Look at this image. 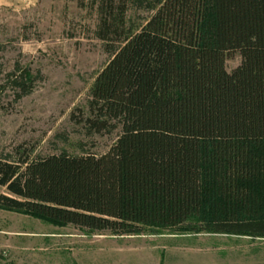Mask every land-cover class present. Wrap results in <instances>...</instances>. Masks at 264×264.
I'll return each mask as SVG.
<instances>
[{
	"label": "trees",
	"instance_id": "1",
	"mask_svg": "<svg viewBox=\"0 0 264 264\" xmlns=\"http://www.w3.org/2000/svg\"><path fill=\"white\" fill-rule=\"evenodd\" d=\"M96 36L109 59L81 123L114 142L3 155L0 208L118 236L264 237V0H100ZM7 81L16 99L30 92L24 70Z\"/></svg>",
	"mask_w": 264,
	"mask_h": 264
},
{
	"label": "rangeland",
	"instance_id": "2",
	"mask_svg": "<svg viewBox=\"0 0 264 264\" xmlns=\"http://www.w3.org/2000/svg\"><path fill=\"white\" fill-rule=\"evenodd\" d=\"M99 1L36 0L24 8L11 0L13 7H0V157L17 149L30 157L99 155L114 142L115 132L88 136L81 123L89 89L109 59L96 36ZM148 15L130 9L126 17L142 23ZM24 41L37 55L22 51ZM239 63L233 52L225 68ZM23 70L31 89L16 99L7 79ZM0 264H264V237L158 228L118 236L0 208Z\"/></svg>",
	"mask_w": 264,
	"mask_h": 264
},
{
	"label": "clouds",
	"instance_id": "3",
	"mask_svg": "<svg viewBox=\"0 0 264 264\" xmlns=\"http://www.w3.org/2000/svg\"><path fill=\"white\" fill-rule=\"evenodd\" d=\"M21 4L24 8H30L35 6L36 0H21ZM0 7H13V5L11 0H0ZM37 47H40V45H37ZM22 51L25 54L37 55V48L32 46L31 41L22 42Z\"/></svg>",
	"mask_w": 264,
	"mask_h": 264
}]
</instances>
